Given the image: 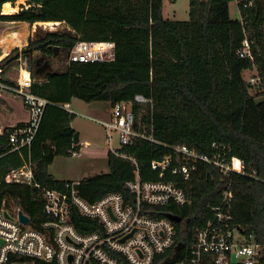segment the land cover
<instances>
[{"label":"trees","instance_id":"1","mask_svg":"<svg viewBox=\"0 0 264 264\" xmlns=\"http://www.w3.org/2000/svg\"><path fill=\"white\" fill-rule=\"evenodd\" d=\"M17 1L0 0V23L33 26L52 22L61 26L0 61L4 75L10 67L19 66L21 58L32 73V93L49 102L30 150L38 188L4 182L7 173L23 166L29 152H10L11 128L0 134V205L6 200L18 207L29 217L30 226L41 231L49 220L42 191H63L71 182L56 179L49 167L55 156L81 149L80 142L74 144L75 115L61 105L78 99L108 102L113 107L141 95L151 99L152 106L135 104L133 109L142 131L155 143L139 140L122 147L119 153L127 159L110 152L109 172L78 181L79 196L90 204L112 193L127 196L126 184L134 179L137 168L143 180H159L151 163L169 153L163 145L187 146L212 162L198 164L189 180L166 174L165 179L176 182L189 203L184 207H148L154 217L182 218L176 224L175 246L154 264H176L188 256L198 229L209 218L208 208L217 205L229 187L234 195L233 224L249 242L262 246L258 264H264V0H189L187 21L165 19L163 0H27V8L21 6L13 15L2 14L4 4ZM233 1L238 4L239 19L230 17ZM246 38L253 61L238 56ZM78 42H112L115 57L112 61L67 64ZM35 52L56 59L58 68L38 74L45 67L37 66ZM252 70L263 81L260 88L244 79L243 74ZM232 157L244 162L248 175L224 176L213 165V161ZM71 217L79 233L97 230V223L77 210L73 209Z\"/></svg>","mask_w":264,"mask_h":264},{"label":"built area","instance_id":"2","mask_svg":"<svg viewBox=\"0 0 264 264\" xmlns=\"http://www.w3.org/2000/svg\"><path fill=\"white\" fill-rule=\"evenodd\" d=\"M238 56L253 61L247 38ZM114 57L115 44L112 42H78L70 51L67 64L112 61ZM19 62L21 64L14 85L3 82L0 70V93L8 91L21 98L30 113V120L22 126L11 128L8 137L10 152L27 149L29 154L23 166L4 176V182L7 185L38 188L30 150L49 102L32 93V73L21 58ZM247 82L255 88L263 84L257 73L250 76ZM135 104L152 106V100L137 95L134 101L113 106L109 119L99 122L106 130L110 152L125 159L127 157L120 154L119 149L113 148L114 135L120 149L139 140L155 143L152 137L142 131L133 109ZM61 108L75 115L69 104L61 105ZM163 146L169 153L151 163L152 170L159 173V180H143L137 168L134 179L126 184L127 196L112 193L90 204L79 196L78 181L66 183L63 191L43 190L44 212L49 220L42 225L41 231L30 226V219L29 224H22L19 219L21 210L3 201L0 205V264H154L158 256L175 246L177 229L176 223L167 216L158 218L150 215L148 207H184L189 203L176 182L165 179L166 174L189 180L198 164L212 162L207 156L199 155L187 146ZM80 151L72 148L69 154L77 157ZM129 159L136 165L135 160ZM213 165L224 176L232 173L248 175L239 157L213 161ZM233 200V191L229 187L223 191L220 202L208 208L209 218L198 229L188 256L176 264L260 262L263 257L262 246L249 242L233 224ZM73 209L82 217L95 221L97 230L88 234L79 233L71 221Z\"/></svg>","mask_w":264,"mask_h":264},{"label":"rangeland","instance_id":"3","mask_svg":"<svg viewBox=\"0 0 264 264\" xmlns=\"http://www.w3.org/2000/svg\"><path fill=\"white\" fill-rule=\"evenodd\" d=\"M26 3L27 0H23L22 4H19V11L21 6L27 8ZM189 6V0H163V17L174 21H187L189 20ZM229 11L232 19L240 18V11L236 1L229 4ZM60 26L59 23L57 25L37 23L33 26L24 23H0V61L14 49H25L29 46L30 41L41 38L48 32L56 31ZM34 56L35 61H40L41 56L38 52H35ZM45 61H50L51 70L58 68L56 59L43 60L42 63L40 62L39 67L43 66ZM20 64L21 62H19V66ZM19 66L15 65L7 69L5 74L2 75L3 79L15 82ZM252 75H256L255 70L247 71L243 74L245 80H248ZM4 93L10 96L7 100L9 107L0 103V125L5 127L29 121L30 113L21 98L8 91ZM72 108L75 113L72 127L79 133L81 154L77 157L71 155L55 156L52 165L49 167V173L58 180L71 182L107 174L109 172L107 157L111 149L107 144L106 130L99 122L109 119L112 112L111 104L108 102L86 103L74 99ZM85 142H88V144L85 145ZM113 148L116 150L120 149V144L115 135Z\"/></svg>","mask_w":264,"mask_h":264},{"label":"crops","instance_id":"4","mask_svg":"<svg viewBox=\"0 0 264 264\" xmlns=\"http://www.w3.org/2000/svg\"><path fill=\"white\" fill-rule=\"evenodd\" d=\"M41 56V55H40ZM46 59H49V58H44L43 56H41V59H40V61L39 60H37L36 62H37V66H39L40 65V62L42 63V61L43 60H46ZM51 60V59H50ZM45 64L43 65L45 68H44V70L42 71V72H39L38 74H40V75H43V74H45L46 72H49V71H51V68H50V61H45L44 62ZM42 67V66H41ZM47 67V68H46ZM10 96H9V94H3L2 92L0 93V103H2L3 104V106H5V105H7V107H9L8 106V104H7V100H8V98H9ZM72 103H73V101L69 104L71 107H72ZM3 108V107H2ZM73 109V108H72ZM28 121H26V122H21V123H16V124H13V125H9V126H1L0 125V134H2L3 133V131L6 129V128H13V127H15V126H18V124H26ZM73 128V127H72ZM74 129V128H73ZM75 130V129H74ZM81 142V141H80ZM80 144V143H79ZM86 144H88V142H85V145ZM81 145V144H80Z\"/></svg>","mask_w":264,"mask_h":264},{"label":"water","instance_id":"5","mask_svg":"<svg viewBox=\"0 0 264 264\" xmlns=\"http://www.w3.org/2000/svg\"><path fill=\"white\" fill-rule=\"evenodd\" d=\"M57 25V24H56ZM45 36V35H44ZM43 36V37H44ZM42 39L41 38H37V39H34L33 41H38ZM80 142V136H79V133L76 132L75 135H74V144L77 145L78 143ZM8 217V215H7ZM172 222L176 223V224H180L182 222V218L177 216V215H168L167 216ZM19 219H20V222L24 225H27L29 224V217L26 216L22 211L19 212ZM242 232V231H241ZM0 244H1V241H0ZM181 249L180 245L176 248V251L178 252L179 250Z\"/></svg>","mask_w":264,"mask_h":264},{"label":"bare ground","instance_id":"6","mask_svg":"<svg viewBox=\"0 0 264 264\" xmlns=\"http://www.w3.org/2000/svg\"><path fill=\"white\" fill-rule=\"evenodd\" d=\"M23 0H18L17 3L12 4V3H6L3 5L2 7V14L3 15H13L16 14L17 12H19V4H22ZM57 23H52V22H48L46 23V25H54Z\"/></svg>","mask_w":264,"mask_h":264},{"label":"flooded vegetation","instance_id":"7","mask_svg":"<svg viewBox=\"0 0 264 264\" xmlns=\"http://www.w3.org/2000/svg\"><path fill=\"white\" fill-rule=\"evenodd\" d=\"M47 68V67H46Z\"/></svg>","mask_w":264,"mask_h":264}]
</instances>
